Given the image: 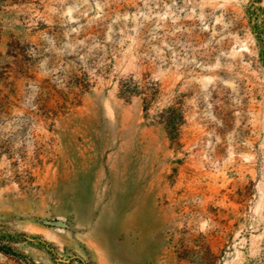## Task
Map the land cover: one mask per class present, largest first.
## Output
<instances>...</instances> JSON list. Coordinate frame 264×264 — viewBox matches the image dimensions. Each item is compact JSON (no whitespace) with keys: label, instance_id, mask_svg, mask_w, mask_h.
Instances as JSON below:
<instances>
[{"label":"rangeland","instance_id":"374dc122","mask_svg":"<svg viewBox=\"0 0 264 264\" xmlns=\"http://www.w3.org/2000/svg\"><path fill=\"white\" fill-rule=\"evenodd\" d=\"M12 1L0 2V233L15 251L35 264H264V0ZM129 78L158 84L147 113L119 98ZM173 103L175 140L155 118Z\"/></svg>","mask_w":264,"mask_h":264},{"label":"trees","instance_id":"16d2710c","mask_svg":"<svg viewBox=\"0 0 264 264\" xmlns=\"http://www.w3.org/2000/svg\"><path fill=\"white\" fill-rule=\"evenodd\" d=\"M3 0H0L2 2ZM28 1V0H21ZM12 2H17L16 0ZM256 38L260 46L263 44L261 38V32L256 29ZM159 93L158 84L142 79L141 81H135L132 78L124 79L118 84V96L124 100H130L132 97H138L141 100L142 109L145 113L149 110L152 103L157 98ZM156 123L162 125L164 131L167 133L171 140H175L178 137L180 127L184 123V116L179 103H173L165 106L157 111ZM18 238L20 235L17 236ZM14 237L8 234L0 233V253L5 256L16 257L23 262V264H35L32 261H28L25 257L19 255L14 247L13 243H16ZM209 253V251H208ZM211 258L214 260L215 257L209 253Z\"/></svg>","mask_w":264,"mask_h":264},{"label":"water","instance_id":"95a60500","mask_svg":"<svg viewBox=\"0 0 264 264\" xmlns=\"http://www.w3.org/2000/svg\"><path fill=\"white\" fill-rule=\"evenodd\" d=\"M53 227H57V228H64L66 227L65 223L62 221H55L51 224Z\"/></svg>","mask_w":264,"mask_h":264}]
</instances>
